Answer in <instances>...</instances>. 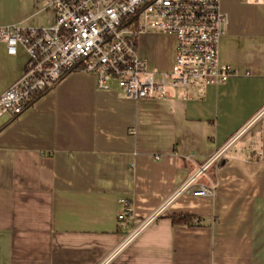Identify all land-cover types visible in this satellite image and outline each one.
Returning a JSON list of instances; mask_svg holds the SVG:
<instances>
[{
  "label": "crops",
  "instance_id": "obj_1",
  "mask_svg": "<svg viewBox=\"0 0 264 264\" xmlns=\"http://www.w3.org/2000/svg\"><path fill=\"white\" fill-rule=\"evenodd\" d=\"M47 1L0 0V25H50ZM220 6L219 58L237 72L226 83L135 100L74 70L0 117V264H264V0ZM137 52L167 73L174 37L146 32ZM26 59L0 41V94ZM212 183L214 195L193 193ZM177 214L191 223L172 224Z\"/></svg>",
  "mask_w": 264,
  "mask_h": 264
},
{
  "label": "built area",
  "instance_id": "obj_2",
  "mask_svg": "<svg viewBox=\"0 0 264 264\" xmlns=\"http://www.w3.org/2000/svg\"><path fill=\"white\" fill-rule=\"evenodd\" d=\"M220 1L48 0L47 8L54 15L50 25H0V41L6 53L15 55L21 48L27 57L22 74L0 94V117L20 115L74 70L91 74L98 90L115 85L135 100L164 98L169 88L186 90L194 82L204 86L226 83L237 72L219 58L227 23ZM150 31L175 40L171 69L158 79L137 52L138 38ZM224 152L222 148L209 157L190 182L219 163ZM214 188L213 183L199 185L193 193L212 196ZM130 218V202L121 199L117 219Z\"/></svg>",
  "mask_w": 264,
  "mask_h": 264
},
{
  "label": "trees",
  "instance_id": "obj_3",
  "mask_svg": "<svg viewBox=\"0 0 264 264\" xmlns=\"http://www.w3.org/2000/svg\"><path fill=\"white\" fill-rule=\"evenodd\" d=\"M170 218H171V223L174 225L175 224H187V225H189L191 223V216H189L187 214L171 215Z\"/></svg>",
  "mask_w": 264,
  "mask_h": 264
},
{
  "label": "rangeland",
  "instance_id": "obj_4",
  "mask_svg": "<svg viewBox=\"0 0 264 264\" xmlns=\"http://www.w3.org/2000/svg\"><path fill=\"white\" fill-rule=\"evenodd\" d=\"M159 77H161V75H159V76H157L156 78L158 79ZM202 86H204V85H202L200 82H194V85H193V87H195V88H201ZM193 87H188L187 89H192ZM169 90L171 91L172 89L171 88H169ZM180 90H183V89H180ZM173 92V91H172Z\"/></svg>",
  "mask_w": 264,
  "mask_h": 264
}]
</instances>
